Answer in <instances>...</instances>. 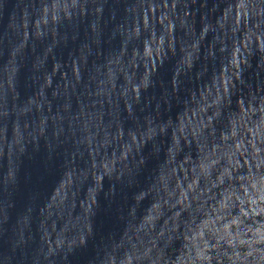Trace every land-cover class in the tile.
<instances>
[{
    "label": "clouds",
    "instance_id": "1",
    "mask_svg": "<svg viewBox=\"0 0 264 264\" xmlns=\"http://www.w3.org/2000/svg\"><path fill=\"white\" fill-rule=\"evenodd\" d=\"M0 264H264V0H0Z\"/></svg>",
    "mask_w": 264,
    "mask_h": 264
},
{
    "label": "water",
    "instance_id": "2",
    "mask_svg": "<svg viewBox=\"0 0 264 264\" xmlns=\"http://www.w3.org/2000/svg\"><path fill=\"white\" fill-rule=\"evenodd\" d=\"M68 188H71V181L69 180L68 182ZM65 187L63 182L58 186V188L56 190H54L53 192V196L52 199L57 201L61 207H63V200H64V195H65ZM79 189L77 188L74 191H71L69 193L70 196H75L78 193ZM75 205V201H70L68 204V212H67V217L65 219V223H68L69 221L75 222V220L78 218V213L76 215H73V207ZM57 215H59V213H57Z\"/></svg>",
    "mask_w": 264,
    "mask_h": 264
}]
</instances>
